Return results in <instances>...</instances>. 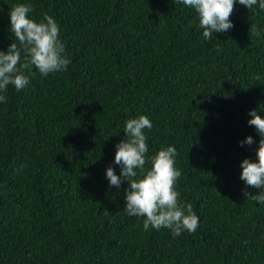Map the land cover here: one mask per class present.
<instances>
[{
  "label": "trees",
  "instance_id": "16d2710c",
  "mask_svg": "<svg viewBox=\"0 0 264 264\" xmlns=\"http://www.w3.org/2000/svg\"><path fill=\"white\" fill-rule=\"evenodd\" d=\"M20 3L54 18L71 63L47 76L33 66L25 88L3 93L0 264H264V204L240 179L260 139L248 112L264 118V10L237 0L233 27L206 40L177 0H0V51L17 42ZM140 115L153 125L147 157L177 149L194 233L145 231L123 211L127 181L109 185L125 122Z\"/></svg>",
  "mask_w": 264,
  "mask_h": 264
},
{
  "label": "clouds",
  "instance_id": "9594fccd",
  "mask_svg": "<svg viewBox=\"0 0 264 264\" xmlns=\"http://www.w3.org/2000/svg\"><path fill=\"white\" fill-rule=\"evenodd\" d=\"M198 14L199 27L203 37L208 40L213 33H224L233 27L230 16L237 0H177ZM248 9L253 6L264 10V0H238ZM34 9L31 4L20 3L10 9V30L17 42H12L7 52L0 51V102H7L8 86L17 91L29 84L25 71L31 72L33 66L42 76L66 71L71 60L65 55V46L59 38V25L50 15L44 14L37 22L29 14ZM23 52V61L21 53ZM247 121L254 126L259 135L256 160L245 158L241 162L240 179L246 186L259 190L256 194L244 191L245 197L264 204V118L257 110H250ZM152 122L147 116L128 119L125 122V139L115 145L114 164L120 167V174L109 166L106 178L110 187L120 188L127 181L124 191L126 201L123 211L129 217H143L145 231L161 228L170 229L174 237L188 231L194 233L199 226V217L190 203L180 200L176 184L181 171L175 166L177 149L169 146L147 157L148 144L145 129L151 130ZM255 141L247 136L240 141L241 146H251ZM146 165H150L148 168Z\"/></svg>",
  "mask_w": 264,
  "mask_h": 264
}]
</instances>
